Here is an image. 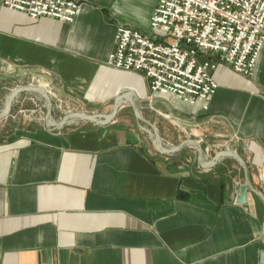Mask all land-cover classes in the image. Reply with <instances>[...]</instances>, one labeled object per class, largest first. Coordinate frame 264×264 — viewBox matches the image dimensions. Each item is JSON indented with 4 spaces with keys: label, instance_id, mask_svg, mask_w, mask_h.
Masks as SVG:
<instances>
[{
    "label": "crops",
    "instance_id": "crops-1",
    "mask_svg": "<svg viewBox=\"0 0 264 264\" xmlns=\"http://www.w3.org/2000/svg\"><path fill=\"white\" fill-rule=\"evenodd\" d=\"M2 1L0 109L31 77L71 106L52 97L57 118L108 113L131 90L167 144L196 139L208 160L236 152L264 195V45L251 76L219 63L212 99L190 104L106 64L117 26L149 33L159 0H81L72 23ZM15 104L0 119V264H263L264 201L248 188L246 203L236 202L246 182L236 159L203 168L192 146L161 154L128 100L108 125L61 130L46 126L38 95ZM27 111L41 121L24 119Z\"/></svg>",
    "mask_w": 264,
    "mask_h": 264
},
{
    "label": "built area",
    "instance_id": "built-area-1",
    "mask_svg": "<svg viewBox=\"0 0 264 264\" xmlns=\"http://www.w3.org/2000/svg\"><path fill=\"white\" fill-rule=\"evenodd\" d=\"M2 5L33 19L72 23L81 0H3ZM149 28L146 33L118 25L106 64L143 74L153 93L190 104L208 102L218 89L214 71L219 63L239 74L254 73L264 45V0H159Z\"/></svg>",
    "mask_w": 264,
    "mask_h": 264
},
{
    "label": "water",
    "instance_id": "water-1",
    "mask_svg": "<svg viewBox=\"0 0 264 264\" xmlns=\"http://www.w3.org/2000/svg\"><path fill=\"white\" fill-rule=\"evenodd\" d=\"M33 94L38 95L42 100V107L45 109V123L49 129L53 130H61L65 127L71 126L73 124L79 122H92L99 125H108L110 122L114 120L119 109L122 106L124 100H128L133 112L134 116L137 120L139 126H141L144 130H146L152 139V143L154 147L164 155L170 154H179L183 148L186 146H192L196 148L198 152V162L203 168H211L215 166L219 161H221L225 157H232L236 159L242 166L245 176L246 182L243 184L239 193L236 196V202L238 203H246V192L249 188L253 191L257 196H259L264 201V195L258 192L251 184L248 176V166L246 162L234 151L232 150H222L218 152L212 159L208 160L205 158V151L199 141L196 139H185L179 145L171 146L167 144L162 136L160 135L157 127L150 122L144 115L142 111V106L138 103V97L131 90H124L119 94L116 98L112 109L108 113H89L84 111L78 112H69L65 114L62 118L56 117V111L54 107V103L52 101L51 96L48 91L39 85H25L14 88L6 97L4 106L0 109V119L6 118L12 114L14 110L18 109V105L15 104L17 98L24 94ZM263 235H264V223H263ZM261 261L264 264V251L261 254Z\"/></svg>",
    "mask_w": 264,
    "mask_h": 264
},
{
    "label": "rangeland",
    "instance_id": "rangeland-1",
    "mask_svg": "<svg viewBox=\"0 0 264 264\" xmlns=\"http://www.w3.org/2000/svg\"><path fill=\"white\" fill-rule=\"evenodd\" d=\"M39 84H44V81H43V79H41V78H30V79H28V80H26V82H25V85H39ZM50 86H51V84H49ZM7 87H10V85L9 86H7ZM52 87V86H51ZM13 89V88H12ZM53 90V93H55L56 94V96H57V98H54V101H55V103L56 104H62V107L60 108V107H57V108H59V109H70L71 108V106L69 105V104H67L66 103V100L62 97V96H59L56 92H55V90L54 89H52ZM127 112H128V115L129 116H134L133 115V111L131 110V109H127L126 110ZM142 111L144 112V115H145V111L147 112V110H145V109H143V107H142ZM31 115V116H30ZM146 116V115H145ZM24 119H29V118H34V120H39V121H41V117L40 116H37L36 114H33L32 112H30V111H27V112H24Z\"/></svg>",
    "mask_w": 264,
    "mask_h": 264
},
{
    "label": "bare ground",
    "instance_id": "bare-ground-1",
    "mask_svg": "<svg viewBox=\"0 0 264 264\" xmlns=\"http://www.w3.org/2000/svg\"><path fill=\"white\" fill-rule=\"evenodd\" d=\"M42 87V86H41Z\"/></svg>",
    "mask_w": 264,
    "mask_h": 264
}]
</instances>
